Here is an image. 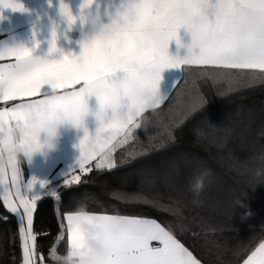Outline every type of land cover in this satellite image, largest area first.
I'll return each mask as SVG.
<instances>
[{"label": "snow or ice", "instance_id": "snow-or-ice-1", "mask_svg": "<svg viewBox=\"0 0 264 264\" xmlns=\"http://www.w3.org/2000/svg\"><path fill=\"white\" fill-rule=\"evenodd\" d=\"M5 7L24 11L16 0H9ZM60 7L72 22L75 18L68 6L62 3ZM142 23L150 45L140 50L132 48L125 39L111 43L83 42L78 55L62 54L55 59L33 55V49L23 44L0 47V160L6 159L0 164V194L5 210L16 217L19 225L22 251L19 264H55L57 254L61 253L58 245L65 237L66 246L81 245L80 226L85 223L101 229L109 242L105 264H204L157 218L146 211L128 214L121 210L151 208L170 213L176 219L184 218L179 200L166 202L154 191L146 190L143 182L135 180L127 181V187L108 188L115 202L111 212L103 207L99 211L89 210L83 203L75 210L57 208L59 231L54 242L46 254L39 244L40 238L51 235V231H38L35 227L38 202L50 197L60 204L66 193L89 183L88 174L114 175L123 165L146 155L150 150L147 147L130 152L128 159L114 155L117 148L133 138L134 130L140 127L147 130L146 119L156 121L167 131L168 142H174V132L203 111L207 103L196 86L201 77L223 88L225 93L264 89V0H144ZM183 24L196 26L199 46L183 56L170 54L169 43ZM57 51L60 50L53 39L49 55ZM121 56L138 58L146 64V80L157 90L151 112L143 105H135L136 114L127 120L107 116L106 122V116L98 114L99 127L95 134H89L85 128L78 145L77 163L65 174L62 184L48 188L43 194L29 195L36 178L23 183L14 155L15 142L6 136V128L12 123L27 126L28 112L47 110L44 97L50 90H74L90 85L101 71L111 74L122 71ZM165 68H178L182 73L173 81L168 94H162L159 88ZM173 112L171 116L165 115ZM165 145L161 141L156 147ZM40 183L41 187L48 184ZM15 261L14 255V264ZM242 264H264V239L247 252Z\"/></svg>", "mask_w": 264, "mask_h": 264}, {"label": "trees", "instance_id": "trees-1", "mask_svg": "<svg viewBox=\"0 0 264 264\" xmlns=\"http://www.w3.org/2000/svg\"><path fill=\"white\" fill-rule=\"evenodd\" d=\"M188 79L191 84L192 76L189 75ZM196 86L207 103L203 111L174 132V142H168L167 131L157 122H152L147 130L140 127L134 130L135 135L128 144L117 148L114 155L118 159H128L130 152L147 147L150 150L146 155L123 165L114 175L88 174L89 183L66 193L60 204L50 197H43L38 202L35 227L38 231H51V235L39 240L45 254L59 231L57 208L60 211L75 210L83 203L89 210L99 211L103 207L111 212L115 202L106 190L127 187L129 180L143 182L146 190L159 196L160 188L167 185L158 179L159 170L163 172L160 165L174 157L198 158L193 166L195 177H212V181H202L199 189L191 184L189 192L181 191L184 198L178 199L183 220L151 208L122 211L128 214L146 211L157 218L204 264H238L264 237V89L225 93L223 88L203 77ZM172 114L174 112L165 115ZM161 141L166 145L157 148ZM201 188H207L204 190L206 195L199 193L203 191ZM3 216L9 219L4 220ZM66 244L65 237L58 245L61 252ZM14 255L15 264H19L21 252L17 223L0 199V264H14Z\"/></svg>", "mask_w": 264, "mask_h": 264}, {"label": "clouds", "instance_id": "clouds-1", "mask_svg": "<svg viewBox=\"0 0 264 264\" xmlns=\"http://www.w3.org/2000/svg\"><path fill=\"white\" fill-rule=\"evenodd\" d=\"M95 0H83L77 19H80L86 30L82 29L83 42L105 43L127 40L134 49L149 47L150 41L144 35V0H118L114 12L102 13L94 7ZM107 15V20L104 19ZM190 36L185 42L179 30ZM172 40L177 48L186 49V53L195 51L199 46V31L193 24L181 25ZM119 63L123 66L122 75L114 78V74L99 72L96 79L88 86L66 90L63 92L50 90L45 95L48 109L28 112L27 126L12 123L6 128V136L14 142V155L19 162L21 157H31L45 146L53 147L62 136L61 129L70 127L84 128L89 117L98 112L105 116L127 120L135 115V105H143L146 109L153 107L152 100L157 95L146 80L147 66L138 58L121 56ZM89 98H94L98 112L94 110ZM127 103H122V101ZM151 120H145L149 127ZM203 177L197 176L193 188L199 189ZM82 243L80 246H66L56 256L55 264H105L109 253V242L103 231L90 224L80 226Z\"/></svg>", "mask_w": 264, "mask_h": 264}, {"label": "crops", "instance_id": "crops-1", "mask_svg": "<svg viewBox=\"0 0 264 264\" xmlns=\"http://www.w3.org/2000/svg\"><path fill=\"white\" fill-rule=\"evenodd\" d=\"M8 2L9 0H0V47L23 44L33 49V55L55 59H60L62 54L78 55L80 53L83 43L82 29L86 30V26L76 17L80 12L83 0H16V2L23 5L24 11L5 7V4ZM62 3L68 6L75 18L72 22H69L67 16L61 11L60 6ZM117 3L118 0H95L93 6L98 7L102 13H107L114 12ZM104 19L107 20V15H104ZM179 34L183 36L185 42L190 40V36L184 34L183 28L179 30ZM53 39H55L56 47L60 51L49 55L50 43ZM169 53L173 55L178 53L180 56H183L186 54V49H178L175 40H172L169 43ZM120 75H122V72L118 70L114 74V78H118ZM181 75V70L178 68L163 69L159 82L161 93L168 94L173 81ZM89 102L93 105L94 110L98 112L95 99L89 98ZM125 102L127 103L126 99ZM147 111L151 112V109ZM98 114L102 113L98 112ZM106 121L107 116L105 117ZM152 122L156 121L153 120ZM99 125L100 120L96 116H93L89 117L84 128L75 129L64 127L61 129L62 136L60 140L53 147L45 146L40 151L35 152L31 157H21L18 165L23 183L27 184L33 177L37 181L29 195L36 193L43 194L48 191V188L60 186L65 174L70 168L75 167L77 163L80 154L78 145L85 135V128L89 134H95ZM5 162L6 159L0 160V164ZM197 162L198 158L196 157H174L173 159L162 161L160 166H163V172L159 170L157 176L160 181L167 183V185L160 188L158 191L159 196L167 201L184 198L182 197L181 191L189 192L192 189L191 184H193L196 178L193 174V166ZM77 171L79 170L77 169ZM204 180L212 181V177L210 175H204L202 181ZM41 181H47V186L41 187ZM180 184V187L184 190L178 187ZM201 189L203 191L199 193L206 195L207 192L204 190H207V188ZM0 199L3 203L2 194H0ZM16 223L19 233L17 220ZM150 243L153 245L157 244V242ZM20 252L22 256L21 247ZM242 260L238 264H242Z\"/></svg>", "mask_w": 264, "mask_h": 264}, {"label": "rangeland", "instance_id": "rangeland-1", "mask_svg": "<svg viewBox=\"0 0 264 264\" xmlns=\"http://www.w3.org/2000/svg\"><path fill=\"white\" fill-rule=\"evenodd\" d=\"M126 144H128V142L126 143ZM126 144H124V145H126ZM130 146H131V144H129ZM123 146V145H122ZM160 161H162V160H160ZM158 162H159V160H158ZM107 191V193H108V189L106 190Z\"/></svg>", "mask_w": 264, "mask_h": 264}]
</instances>
